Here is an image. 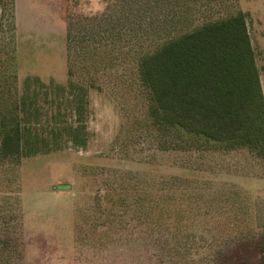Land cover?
Returning a JSON list of instances; mask_svg holds the SVG:
<instances>
[{
    "label": "rangeland",
    "instance_id": "obj_1",
    "mask_svg": "<svg viewBox=\"0 0 264 264\" xmlns=\"http://www.w3.org/2000/svg\"><path fill=\"white\" fill-rule=\"evenodd\" d=\"M123 1L3 0L0 102H23L28 148L40 152L0 158V249L17 246L0 264H264V155L248 146L168 148L139 74L141 56L164 40L238 9L264 60V0ZM131 11L141 21L119 37L67 40L71 21L104 27L134 20ZM259 74L264 80V67ZM181 192L183 207L199 214L188 209L177 229ZM161 193L176 196L166 225L152 208ZM227 224L232 240L215 239L233 229Z\"/></svg>",
    "mask_w": 264,
    "mask_h": 264
},
{
    "label": "trees",
    "instance_id": "obj_2",
    "mask_svg": "<svg viewBox=\"0 0 264 264\" xmlns=\"http://www.w3.org/2000/svg\"><path fill=\"white\" fill-rule=\"evenodd\" d=\"M123 2L129 4L126 0ZM2 5L3 0H0V10ZM115 5L124 6L120 2ZM135 13L131 11L128 16L132 17ZM138 17H132L134 20L121 19L110 26L103 24L104 27L100 24L104 20L98 22L79 18L69 23L67 40L85 42L89 36L101 33L105 38H116L140 23L141 20H136ZM139 74L150 92L149 115L152 123L167 138L168 148L179 152L221 148L228 151L248 146L259 149L264 155V94L247 16L242 10L164 40L154 52L141 56ZM6 102H0V158H20L40 152L39 148H28L25 134L30 128H26V123L22 125L20 116L23 102L18 99ZM77 114L80 121L75 129H80L83 105L77 108ZM73 143L78 145L77 140ZM108 198L110 200V196ZM174 198L176 200L173 194L161 193L152 202V208L155 206L157 210L154 216L158 224L166 225L169 218L166 207ZM185 199L186 195L181 192L177 198L179 208L175 209L173 219L179 224L175 226L177 229L184 226L181 221L188 209V212H195L192 214L194 217L199 214L193 207H183ZM122 200L125 199H121L124 203ZM138 203V214L147 217L146 200L138 198ZM125 205L128 209L132 207ZM98 206L101 207L100 202ZM210 217L217 216L212 214ZM228 218L226 216L229 223L231 219ZM226 226L233 228L230 229L232 232L223 229V235H217L215 239L232 240L235 227ZM3 246L0 249L2 262L1 255L5 251L9 257L17 249V246L12 248L14 245L10 242ZM188 264H209V261L199 259Z\"/></svg>",
    "mask_w": 264,
    "mask_h": 264
},
{
    "label": "crops",
    "instance_id": "obj_3",
    "mask_svg": "<svg viewBox=\"0 0 264 264\" xmlns=\"http://www.w3.org/2000/svg\"><path fill=\"white\" fill-rule=\"evenodd\" d=\"M256 63H257V67L259 68V70L262 73V69L264 67V60L261 59V61H260L259 57L256 56ZM260 81H261V86H262V90H263V93H264V80L261 78V75H260Z\"/></svg>",
    "mask_w": 264,
    "mask_h": 264
}]
</instances>
